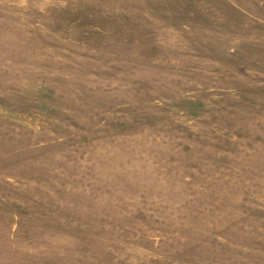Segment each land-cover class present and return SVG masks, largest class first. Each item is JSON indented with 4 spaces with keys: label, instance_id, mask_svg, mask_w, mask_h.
Here are the masks:
<instances>
[{
    "label": "rangeland",
    "instance_id": "rangeland-1",
    "mask_svg": "<svg viewBox=\"0 0 264 264\" xmlns=\"http://www.w3.org/2000/svg\"><path fill=\"white\" fill-rule=\"evenodd\" d=\"M0 264H264V0H0Z\"/></svg>",
    "mask_w": 264,
    "mask_h": 264
}]
</instances>
